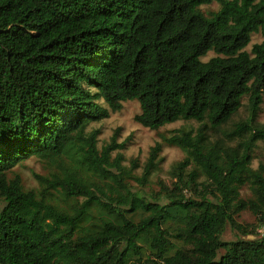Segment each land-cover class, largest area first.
Masks as SVG:
<instances>
[{
	"label": "trees",
	"instance_id": "trees-1",
	"mask_svg": "<svg viewBox=\"0 0 264 264\" xmlns=\"http://www.w3.org/2000/svg\"><path fill=\"white\" fill-rule=\"evenodd\" d=\"M134 99L151 130L198 122L163 136L186 155L151 198L128 179L149 182L163 143L138 176L92 127ZM263 103L264 0H0V264H264ZM34 156L51 170L27 190Z\"/></svg>",
	"mask_w": 264,
	"mask_h": 264
},
{
	"label": "rangeland",
	"instance_id": "rangeland-1",
	"mask_svg": "<svg viewBox=\"0 0 264 264\" xmlns=\"http://www.w3.org/2000/svg\"><path fill=\"white\" fill-rule=\"evenodd\" d=\"M219 8L217 2H213L209 5L202 6V9L208 13L210 10H216ZM262 37L259 33H254L252 35V41L246 48L248 51L251 50L253 43L260 42ZM214 51L208 52V54L203 57L204 61L216 56ZM243 106L240 108L238 113L234 115L232 120L225 126L229 128L233 123L244 120L249 116L248 109V96H244L242 99ZM123 108L120 111L112 112L111 115L100 121L92 124V127L99 128L100 134L98 135V146L102 147L104 144L110 141L111 137L117 133V141L119 143L124 142L125 147L118 150L124 155L123 164L126 166H132L133 159H136L138 167L134 170V173L138 176L142 174L143 165L147 161L151 148L156 144V142H162L163 147L159 154L160 163L157 170L151 175L149 182L146 185H141L134 179H128L132 188L143 196L151 198V196L156 195L161 188V182L170 185L172 183L171 169L178 161L182 160L186 153L181 148L177 146H171L163 142V136L169 135L173 130L187 127V128H197L198 122L196 121H184L179 120L174 123L167 124L158 130H151L144 127L139 122L135 120V115L140 113L141 105L139 100H128L123 103ZM258 120L264 123V103L262 104L261 110L259 112ZM210 136L212 139L221 137V130L210 131ZM117 151L112 153V157H115ZM264 162V144L259 142L257 148L253 152L252 166L254 168L258 167L259 163ZM51 168L50 166L40 160L38 157L34 156L30 159L22 162L15 168V171L21 174L23 179V185L25 189H39L40 185L35 177L36 173L47 175L49 174ZM243 197H249L251 195L250 190L244 186L241 190ZM238 220L242 223L255 222V216L250 211H243L237 216ZM263 232V230H259ZM253 238V235H243L242 233L233 230L228 224L221 234V239L224 241H235L238 238ZM224 253L223 250L219 251V256Z\"/></svg>",
	"mask_w": 264,
	"mask_h": 264
}]
</instances>
